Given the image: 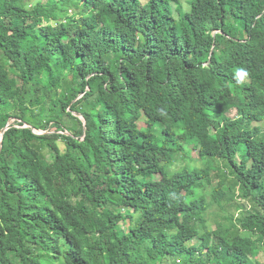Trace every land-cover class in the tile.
I'll use <instances>...</instances> for the list:
<instances>
[{
	"label": "trees",
	"instance_id": "16d2710c",
	"mask_svg": "<svg viewBox=\"0 0 264 264\" xmlns=\"http://www.w3.org/2000/svg\"><path fill=\"white\" fill-rule=\"evenodd\" d=\"M7 126L0 264H264V0H0Z\"/></svg>",
	"mask_w": 264,
	"mask_h": 264
},
{
	"label": "rangeland",
	"instance_id": "374dc122",
	"mask_svg": "<svg viewBox=\"0 0 264 264\" xmlns=\"http://www.w3.org/2000/svg\"><path fill=\"white\" fill-rule=\"evenodd\" d=\"M33 1H35V0H30V3H32ZM189 1L190 0H181L183 6L185 8H187ZM7 61L11 65H16V61L14 59H12L10 56H8ZM14 121H15L14 119H11L10 124L14 123ZM134 125L140 127L141 129H146L145 122L143 121V119L138 123H134ZM180 127H181L180 124L175 123L174 125L169 126L167 129L170 131L176 132L178 130V128H180ZM38 133H40V132H38ZM239 134H241V132H239ZM59 145H60L61 151L63 152L64 148H65L64 144L60 141ZM188 154L190 157H192L193 159H196L198 161L199 167L203 166L202 163L199 161L197 151L189 149ZM185 164L186 163L184 161L179 160L177 163H175L172 170L180 169ZM221 195H223V190H222V188H219L217 186V184H215L214 188H209V191L207 193V200H208V203L210 204V208H209V211H208L206 217H207L208 222H209V224L213 230L216 229V224L218 222H224V223L228 224V221L223 219V217L225 215H227V213L225 211H222L218 207V205L214 203V199H213V197H220ZM227 212H232L236 217H238V214L240 213L239 211L230 210V209H228ZM258 258H259V260L264 261V252H261V254L258 256H256V254L253 255V259L258 260Z\"/></svg>",
	"mask_w": 264,
	"mask_h": 264
},
{
	"label": "water",
	"instance_id": "95a60500",
	"mask_svg": "<svg viewBox=\"0 0 264 264\" xmlns=\"http://www.w3.org/2000/svg\"><path fill=\"white\" fill-rule=\"evenodd\" d=\"M74 115L77 116V117H79V118H82V115H80V114H78V113H75ZM84 123L86 124V121H84ZM8 127H9V126H7L6 128H4V129L2 130V132H1L0 148H2V145H3V141H2V139H3V135H4L5 131L8 129Z\"/></svg>",
	"mask_w": 264,
	"mask_h": 264
}]
</instances>
